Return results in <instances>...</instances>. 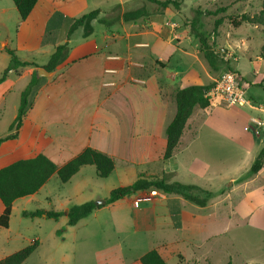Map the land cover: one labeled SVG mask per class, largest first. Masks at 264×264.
I'll list each match as a JSON object with an SVG mask.
<instances>
[{
    "label": "crops",
    "instance_id": "0c3cea01",
    "mask_svg": "<svg viewBox=\"0 0 264 264\" xmlns=\"http://www.w3.org/2000/svg\"><path fill=\"white\" fill-rule=\"evenodd\" d=\"M130 2L39 0L29 17L21 22L13 0H0V76L11 60L7 49L14 51L21 61L37 66L11 71L7 80L0 84V116L6 112L8 94L18 83L27 80L28 85L38 69L48 73L37 74L41 86L18 137L0 146V169L39 154L46 155L61 167L86 148H93L111 156L116 167L117 160L128 162L126 166L129 168L147 166L145 174L138 178L165 177L168 169L165 165L176 156L180 142L171 159H159V163L164 165L161 172L164 174L158 177L160 173L155 170L158 165H149L153 145L151 141L148 145L143 143L139 137L152 133L153 129L166 134L176 114L175 94L178 89L194 84L208 85L217 79H213L207 70L199 40L191 34L190 25L175 30V25L180 28L181 24L168 20L165 13L170 9L125 22L123 15L130 11ZM95 10H100V17L108 22L102 31V45L93 38L95 23H99L97 20L92 22L94 32L87 38L83 37L82 28L70 33L76 19ZM185 43L193 51L186 49ZM63 44L67 45L64 60L54 71H46L50 57ZM180 51L191 58V63H200L207 81L191 64L186 69L182 67ZM195 116L194 113L187 122L183 136L188 125L195 122ZM130 136L132 140L128 139ZM150 137L152 140L153 136ZM162 144L166 147V139ZM85 168L93 166L83 167L78 173ZM174 169L171 171L177 173ZM50 180L39 192L26 198H36ZM150 192H139L110 205L113 208L125 206V214L117 216L118 227L135 237L136 247H143L128 264H141V257L152 250L158 251L165 261L169 253L184 259L182 253L175 249L176 245H192L193 234H182L183 237L175 240L160 235L158 243L151 246L147 245L145 235L170 230L196 233L206 225L202 220H183L182 208L190 202L178 195L156 191L150 201L135 207L136 200L149 196ZM207 206L195 205V208L203 212ZM99 207L97 210L103 205ZM3 210L0 201V215ZM65 211L67 213L69 208Z\"/></svg>",
    "mask_w": 264,
    "mask_h": 264
},
{
    "label": "rangeland",
    "instance_id": "374dc122",
    "mask_svg": "<svg viewBox=\"0 0 264 264\" xmlns=\"http://www.w3.org/2000/svg\"><path fill=\"white\" fill-rule=\"evenodd\" d=\"M130 1V10L145 6L151 13L157 12L156 6L147 0ZM263 2L184 0L180 11L170 9L165 13L171 23L181 24L180 28L175 25V30H179L190 24L196 9L202 11V30L207 34L209 44L218 51L225 50L223 56L226 57L221 71L210 70L208 64L207 70L215 80L223 72L236 73L240 84L245 86L246 98L251 102L250 106L229 107L219 98L212 97L210 108L195 110V122L188 125L179 151L165 165L168 169L164 176L168 182L197 185L215 195L203 212H198L190 203L182 208L183 220L205 221L201 231L181 233L170 230L145 235L147 245L151 246L158 243L160 235L175 240L183 237L182 234H193L192 245H176L175 249L182 253L184 259L169 253L167 264H264V168L259 174L242 181L264 147V129L260 128L257 135L251 124L254 118L264 123V60L260 57L264 28L250 24L235 28L229 20L243 13H258ZM221 9L225 11L221 12ZM217 19H222L223 23L218 36L213 38ZM95 28L93 38L102 45L101 35L105 26L95 23ZM184 47L193 51L187 43ZM182 51L179 53L183 58L182 67L186 69L191 64L207 81L200 63H191V58ZM26 87L27 80H23L8 94L6 112L0 116V139L11 134L10 125L17 115L21 93ZM248 124H251L250 131L244 129ZM156 131L153 129L152 133L140 136L139 140L147 145L151 141L149 165H158L155 170L160 173L158 177H162L164 165L159 163V159L165 152L162 142L166 134ZM128 139L132 140V137ZM116 162V172L107 179L99 178L94 166L85 168L66 184L61 183L55 174L36 198L17 200L10 228H0V258L12 255L37 240L38 249L23 264H128L133 261L143 247H136L135 237L118 227L117 216L125 214V206L113 208L103 205L102 209L75 226L68 225L65 211L90 201L101 203L113 190L130 186L147 171V166L129 168L126 166L128 162ZM173 168L177 173L171 171ZM38 210L61 212L62 216L54 220L24 215Z\"/></svg>",
    "mask_w": 264,
    "mask_h": 264
},
{
    "label": "trees",
    "instance_id": "16d2710c",
    "mask_svg": "<svg viewBox=\"0 0 264 264\" xmlns=\"http://www.w3.org/2000/svg\"><path fill=\"white\" fill-rule=\"evenodd\" d=\"M39 0H13L15 3L21 22L25 21L31 14L33 8ZM154 4L157 12L166 9L180 11L184 0H147ZM224 12L225 9H221ZM151 12L145 7L136 10H130L124 13L123 20L125 22H134L139 19L149 17ZM202 11L196 9L194 17L190 22L191 34L199 40L200 52L203 59L208 64L210 70L219 72L224 66V57L220 51L213 48L209 44L207 34L203 32V24L201 21ZM97 20L101 24L108 25L105 18L100 17V10L92 11L79 19H76L71 27L72 33L78 28H82L84 38L91 36L94 32L92 22ZM230 23L233 27L238 28L243 24H250L264 28V2L261 10L256 14L243 13L238 17H230ZM223 20L217 19L214 23L213 38L218 36V29L222 25ZM67 45L63 44L56 48L54 54L50 57L45 69L52 72L62 63L65 58ZM11 57L8 67L0 76V84L5 82L11 71H18L21 68L36 66L33 63L21 61L14 51L7 49ZM260 57L264 60V46ZM37 67V66H36ZM232 70L231 68H228ZM232 72V71H231ZM224 73V72H223ZM222 73V74H223ZM221 74V75H222ZM220 75V76H221ZM220 78V77H219ZM218 78V79H219ZM217 79V80H218ZM36 72L21 93L20 104L17 115L10 125L11 134L0 139V146L9 140H14L18 137V132L23 125V121L27 116L28 111L33 107L35 98L40 89L41 83ZM215 87V82L208 85L194 84L181 89H178L175 94L176 115L166 129V147L163 155V161L171 159L177 149L180 139L183 136L187 122L195 113V110H206L212 105V97L209 93ZM86 166H94L97 170V176L101 179H107L115 170V161L108 154L98 151L93 148H86L69 162L59 167L51 159L44 154H39L36 157L29 159H21L15 161L8 166L0 169V201L4 207L0 215V228L8 229L10 226L11 215L14 203L22 198L35 195L39 190L50 180L53 175H57L61 183L66 184ZM264 168V147L256 157L250 171L243 180H247L259 174ZM144 191H161L168 195H178L185 198L190 203L206 207L210 200L215 197L214 193L204 190L197 185H187L180 182H168L163 178H146L139 177L133 184L127 187H121L113 190L106 205H111L119 200L131 197L139 192ZM100 208L93 201L86 202L81 205L73 206L67 212L68 225L75 226L79 221L90 216L95 210ZM25 216L31 218L45 217L48 219L58 220L61 212L38 210L33 213H24ZM39 247V242L35 240L26 248L7 256L0 260V264H23ZM141 264H167L165 259L158 251L152 250L143 255L140 259Z\"/></svg>",
    "mask_w": 264,
    "mask_h": 264
},
{
    "label": "built area",
    "instance_id": "2783aa9c",
    "mask_svg": "<svg viewBox=\"0 0 264 264\" xmlns=\"http://www.w3.org/2000/svg\"><path fill=\"white\" fill-rule=\"evenodd\" d=\"M220 52L222 55L225 54V50H221ZM224 58L226 59V57ZM209 95L211 97L219 98L220 101L224 102L229 107L251 105V102L246 98L245 87L240 84L236 73L231 71L224 72L220 78L215 81V87ZM251 124L256 128L255 132L257 135L260 133V128L264 129V123L258 119H252ZM251 124L246 125L244 129L250 131ZM154 195H156V191H151L149 196L138 198L134 204L135 207H138L141 202L150 201Z\"/></svg>",
    "mask_w": 264,
    "mask_h": 264
},
{
    "label": "water",
    "instance_id": "95a60500",
    "mask_svg": "<svg viewBox=\"0 0 264 264\" xmlns=\"http://www.w3.org/2000/svg\"><path fill=\"white\" fill-rule=\"evenodd\" d=\"M41 72H45V71L42 70V69H38L37 74L40 75ZM45 73L48 74L47 72H45ZM105 204H106V201H102L101 203H98L97 206H99V205H105Z\"/></svg>",
    "mask_w": 264,
    "mask_h": 264
}]
</instances>
